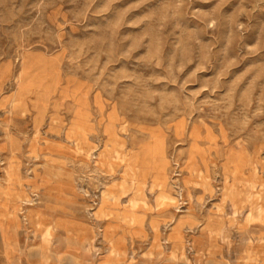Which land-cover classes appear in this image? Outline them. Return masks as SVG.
I'll list each match as a JSON object with an SVG mask.
<instances>
[{
	"label": "rangeland",
	"instance_id": "374dc122",
	"mask_svg": "<svg viewBox=\"0 0 264 264\" xmlns=\"http://www.w3.org/2000/svg\"><path fill=\"white\" fill-rule=\"evenodd\" d=\"M0 264H264V0H0Z\"/></svg>",
	"mask_w": 264,
	"mask_h": 264
},
{
	"label": "bare ground",
	"instance_id": "6f19581e",
	"mask_svg": "<svg viewBox=\"0 0 264 264\" xmlns=\"http://www.w3.org/2000/svg\"><path fill=\"white\" fill-rule=\"evenodd\" d=\"M29 68L30 67H29V64L27 62L23 63V65H22L23 77H22V80L20 81L19 97L17 100L22 99L24 97L25 93H27L29 91V85H30L29 78L31 77Z\"/></svg>",
	"mask_w": 264,
	"mask_h": 264
}]
</instances>
